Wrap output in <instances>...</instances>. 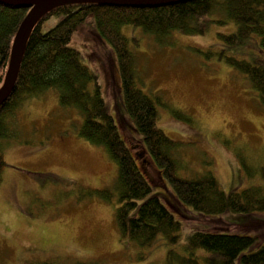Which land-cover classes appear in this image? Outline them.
Masks as SVG:
<instances>
[{"label": "rangeland", "instance_id": "obj_1", "mask_svg": "<svg viewBox=\"0 0 264 264\" xmlns=\"http://www.w3.org/2000/svg\"><path fill=\"white\" fill-rule=\"evenodd\" d=\"M59 18L49 17L41 29L47 30ZM231 25L214 24L202 35L174 33L173 41L164 44L139 27H120L126 37L136 39V45L131 41L129 45L135 54L138 87L146 93H160L166 103L191 117L187 123L168 107L158 106L157 125L179 145V172L192 176L210 170L225 191L250 183L264 187V177L257 172L264 168V107L241 74L195 50L214 41L216 31H229ZM68 45L96 72L100 93L119 121L120 135L130 143L152 193L159 194L181 222V238L195 227L264 234L263 228L248 224L243 214L198 218L197 212L185 206L194 215L185 218L182 206L175 204L179 211L173 206L168 182L143 149L124 111L115 54L96 36L92 17L78 25ZM16 118V138L2 145L0 264H164L166 245L161 239L148 251L132 242L125 244L114 218L116 201L88 194L107 188L115 195L117 168L101 145L78 134L81 116L75 107L61 106L57 91L50 88L27 99L17 108ZM241 160L256 172L246 174ZM252 217L264 218V214ZM142 251L147 253L145 258L139 257Z\"/></svg>", "mask_w": 264, "mask_h": 264}, {"label": "trees", "instance_id": "obj_2", "mask_svg": "<svg viewBox=\"0 0 264 264\" xmlns=\"http://www.w3.org/2000/svg\"><path fill=\"white\" fill-rule=\"evenodd\" d=\"M26 11V8L0 3V85L13 37ZM51 16L60 18L50 28L42 30V23ZM88 17L93 18L96 36L107 42L115 54L124 111L143 149L160 171L161 178L168 182L175 198L173 206L178 211V206H182L185 218L194 216L190 211L197 212L198 218L228 213L247 215L248 224L264 230V218L252 217L254 213L264 214L262 184L250 183L244 188L225 191L210 170L192 176L179 172V145L157 125L158 106L168 107L176 118L187 123L191 117L166 103L160 93H146L138 87L135 54L129 45L130 41L136 45V39L126 37L120 30L122 25L131 24L156 43L164 44L173 41L174 33L202 35L214 24L231 23L233 27L231 25L229 31H216L214 41L195 50L206 59L223 62L241 74L264 107V0H188L151 7L78 2L47 10L30 30L16 83L11 94L0 103V173L5 165L3 141L17 136L13 128L17 108L27 99L53 88L61 106L78 110L81 116L78 134L101 145L116 164V194L107 188L93 189L88 194H95L106 202L116 201L114 218L121 241L135 243L148 251L161 239L166 245L164 264H264V234L261 232L249 234L236 233L229 228L195 227L181 238V222L161 201V196L152 193V184L138 166L130 143L120 135L119 121L114 120L100 93L96 72L82 62L78 50L68 45L72 32ZM241 163L246 174L256 172L255 167L250 171L242 160ZM257 172L264 177V168ZM185 206L190 211L185 210ZM145 256L147 253L143 251L139 255ZM72 264L86 263L74 261ZM89 264L99 263L91 261Z\"/></svg>", "mask_w": 264, "mask_h": 264}, {"label": "water", "instance_id": "obj_3", "mask_svg": "<svg viewBox=\"0 0 264 264\" xmlns=\"http://www.w3.org/2000/svg\"><path fill=\"white\" fill-rule=\"evenodd\" d=\"M183 1L188 0H0L1 4L27 9L13 37L6 73L0 85V103L11 94L16 83L24 46L30 30L37 19L47 10L58 5L78 2H94L109 6L151 7Z\"/></svg>", "mask_w": 264, "mask_h": 264}]
</instances>
